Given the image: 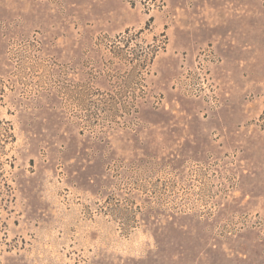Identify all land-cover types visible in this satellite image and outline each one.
Masks as SVG:
<instances>
[{"label": "rangeland", "instance_id": "374dc122", "mask_svg": "<svg viewBox=\"0 0 264 264\" xmlns=\"http://www.w3.org/2000/svg\"><path fill=\"white\" fill-rule=\"evenodd\" d=\"M263 103L264 0H0V264H264Z\"/></svg>", "mask_w": 264, "mask_h": 264}, {"label": "trees", "instance_id": "16d2710c", "mask_svg": "<svg viewBox=\"0 0 264 264\" xmlns=\"http://www.w3.org/2000/svg\"><path fill=\"white\" fill-rule=\"evenodd\" d=\"M152 53H153V52H152ZM154 56H155V52H154L152 55H151V53L148 54V62H152ZM144 61H145V60H144ZM140 66H141V65H140ZM263 105H264V103H263ZM260 119L264 121V109H263V112H262V114H261V116H260Z\"/></svg>", "mask_w": 264, "mask_h": 264}]
</instances>
